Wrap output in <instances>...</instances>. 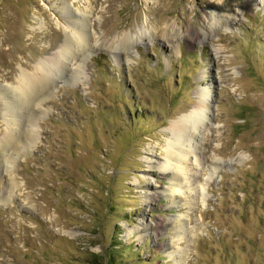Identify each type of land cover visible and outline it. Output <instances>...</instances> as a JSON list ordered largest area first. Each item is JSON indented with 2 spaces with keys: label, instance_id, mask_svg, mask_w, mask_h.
<instances>
[{
  "label": "rangeland",
  "instance_id": "374dc122",
  "mask_svg": "<svg viewBox=\"0 0 264 264\" xmlns=\"http://www.w3.org/2000/svg\"><path fill=\"white\" fill-rule=\"evenodd\" d=\"M68 39L18 125L0 96V144L19 137L0 154V264H264V0H0V88ZM202 93L190 184L169 195L155 165Z\"/></svg>",
  "mask_w": 264,
  "mask_h": 264
},
{
  "label": "bare ground",
  "instance_id": "6f19581e",
  "mask_svg": "<svg viewBox=\"0 0 264 264\" xmlns=\"http://www.w3.org/2000/svg\"><path fill=\"white\" fill-rule=\"evenodd\" d=\"M82 25L83 24L77 26L78 36L75 37L76 42L78 44H81V45H82V43H84L86 41V33H85V29ZM144 30H142L143 34L145 33ZM193 34H195L196 37L199 35V33L197 31H194ZM65 39H67V38H65ZM125 41H127L126 38L123 40V42H125ZM66 42L61 47V52L59 50V54H58L59 56L54 61H51L52 60L51 59L50 63H47L44 61L40 62L41 63V69L39 71L40 74L38 76L30 75L28 72L26 73L23 70H21L20 74L17 77V86H14V88L11 90V92L8 93V91H5L4 89L0 88L1 98H5V97L8 98V103H6L5 105L8 106L7 111L9 112V117H10V120L12 121V125H18V122H17L18 118H16L14 114L17 112H20L21 110H25V109L28 110L29 109L28 105L32 102V100L37 95V93L38 92L42 93V91L44 90V87L46 88L48 83H50L48 81V78L50 75L48 74V72L44 71L43 68L48 67V69L49 68L52 69L54 67L56 69L54 71H58V69H59L58 66L61 64L60 62L64 63L61 60L64 59L63 57L66 55L65 50L67 47H69V45L67 47H65V45L68 43L70 45H72L71 41L67 42V43ZM75 45H77V44H75ZM52 57L55 58L56 56L54 57V55H53ZM48 62H49V60H48ZM51 69H50V71H51ZM61 70H63V69H60V71ZM52 73H53V71H52ZM7 94L11 95L12 97H10ZM201 97H202L201 100L199 101L198 105L195 108H193L190 111H188L187 113L181 115L177 120L172 122V126L170 128H168V131H170L169 134H171V136H170L169 142L167 143V146H166V151H165L166 152V159L164 158L165 160H163L162 163H159V165H157V166L155 165L156 168H158L159 170L161 169L160 171L169 172L172 175V178L174 181L172 182L170 187H168V190H169L168 192H170L169 195H172V193H175V191H178L180 189V187L186 185L185 183H187V185L190 184L189 176L185 173V171H186V169L184 168L185 166H183L181 164L184 163V160L182 158H185L188 154L193 152V150H192V147H194V139L193 138L196 135V133L198 132V129L205 123L207 110H209L208 108H206V100H207L206 95L202 93ZM26 117H28V116H26ZM30 118H31V116H29V118L27 119L28 122H30ZM17 135L18 134L15 133L11 127L8 128L7 133L5 135V140H2V143L0 144V154L1 153L3 154V152L5 151L4 150L5 147L7 145H9V141H11V140L13 142L18 141L19 137H17ZM25 138L29 142H32L33 141L32 133L25 132ZM13 142H10V143H13ZM184 145H186V146H184ZM169 160L174 161V162H171ZM181 175H184V178L182 176L183 179L180 178ZM169 197H171V196H169ZM155 224H158V222H155Z\"/></svg>",
  "mask_w": 264,
  "mask_h": 264
},
{
  "label": "trees",
  "instance_id": "16d2710c",
  "mask_svg": "<svg viewBox=\"0 0 264 264\" xmlns=\"http://www.w3.org/2000/svg\"><path fill=\"white\" fill-rule=\"evenodd\" d=\"M91 259H93V262L91 264H113V260L111 259V255L108 259L105 260V258L102 256L92 255Z\"/></svg>",
  "mask_w": 264,
  "mask_h": 264
}]
</instances>
